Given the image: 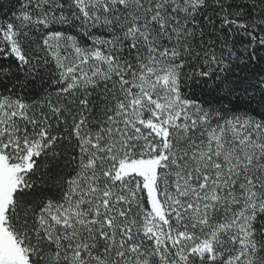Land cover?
Returning <instances> with one entry per match:
<instances>
[{"label": "snow or ice", "instance_id": "obj_1", "mask_svg": "<svg viewBox=\"0 0 264 264\" xmlns=\"http://www.w3.org/2000/svg\"><path fill=\"white\" fill-rule=\"evenodd\" d=\"M0 9V264H264V0Z\"/></svg>", "mask_w": 264, "mask_h": 264}, {"label": "trees", "instance_id": "obj_2", "mask_svg": "<svg viewBox=\"0 0 264 264\" xmlns=\"http://www.w3.org/2000/svg\"><path fill=\"white\" fill-rule=\"evenodd\" d=\"M4 11V9H0V13H2Z\"/></svg>", "mask_w": 264, "mask_h": 264}]
</instances>
